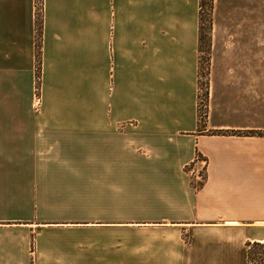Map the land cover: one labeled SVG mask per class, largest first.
Listing matches in <instances>:
<instances>
[{
  "label": "crops",
  "instance_id": "0c3cea01",
  "mask_svg": "<svg viewBox=\"0 0 264 264\" xmlns=\"http://www.w3.org/2000/svg\"><path fill=\"white\" fill-rule=\"evenodd\" d=\"M42 13L38 91L37 0H0V264H249L264 243V136L248 135L264 133V0H214L210 30L201 0Z\"/></svg>",
  "mask_w": 264,
  "mask_h": 264
},
{
  "label": "trees",
  "instance_id": "16d2710c",
  "mask_svg": "<svg viewBox=\"0 0 264 264\" xmlns=\"http://www.w3.org/2000/svg\"><path fill=\"white\" fill-rule=\"evenodd\" d=\"M202 10H203V5H202ZM42 12H43V8L42 7L40 9L38 8V15H37V35H38V53H37L38 82L37 84H38V91H40V87H41V46H42V38H43V13ZM202 20H205L203 11H202ZM208 48H209L208 50H210V45L208 46ZM202 71L204 70L202 69ZM201 123L202 125L204 124L203 121H201ZM211 134H214V135L223 134V132H211ZM227 134H231V133H227ZM232 134L236 135V134H241V133L232 132ZM248 135L264 136V133L251 132V133H248ZM202 186L203 184L197 188H201ZM249 264H264V243H258V242L249 243Z\"/></svg>",
  "mask_w": 264,
  "mask_h": 264
},
{
  "label": "rangeland",
  "instance_id": "374dc122",
  "mask_svg": "<svg viewBox=\"0 0 264 264\" xmlns=\"http://www.w3.org/2000/svg\"><path fill=\"white\" fill-rule=\"evenodd\" d=\"M43 5H44V0H37V8H39V9L41 7L43 8ZM202 5H203L202 11H203L204 19L208 23L207 28L210 30V22H211L212 16H213L214 0H203ZM204 57H207V56H204ZM204 61H206V58ZM207 75H208L207 70L202 71V73H201L202 79L200 80L201 81L200 82L201 83V85H200V117H201V121H203V122H205V120L207 118V111H208V100H207V96H206V94H207L206 88H207V83H208ZM39 97H40V94H39ZM202 104H204L206 106V108L201 107V106H204ZM199 159L206 162V160L202 156H198L196 163H194L192 166L188 167V171L193 170V172H194V175L196 178L194 185L196 187H200L202 184H204V183H199L197 181L198 171L200 173L202 172V174H204V170L207 167V163L206 164H198L197 162ZM196 165H200L201 168L195 170L194 166H196ZM201 169H203V170H201Z\"/></svg>",
  "mask_w": 264,
  "mask_h": 264
},
{
  "label": "built area",
  "instance_id": "2783aa9c",
  "mask_svg": "<svg viewBox=\"0 0 264 264\" xmlns=\"http://www.w3.org/2000/svg\"><path fill=\"white\" fill-rule=\"evenodd\" d=\"M202 103H203V102H202ZM36 104H37V108H38V109H39V108L41 107V105H42L41 98H40L39 96H38V100H37ZM202 105H204V104H202ZM201 107L206 108L205 105H204V106H201ZM197 163H198V164H206V162H205V161H202L201 159H199ZM204 166H205V165H204ZM201 170H203V169H201ZM205 180H206V168H205V170H204V174H202V172L200 173L199 171H198V174H197V181H198L199 183H204Z\"/></svg>",
  "mask_w": 264,
  "mask_h": 264
}]
</instances>
